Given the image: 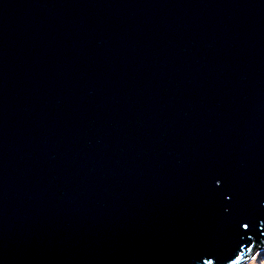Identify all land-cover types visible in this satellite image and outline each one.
I'll list each match as a JSON object with an SVG mask.
<instances>
[{
  "label": "water",
  "instance_id": "95a60500",
  "mask_svg": "<svg viewBox=\"0 0 264 264\" xmlns=\"http://www.w3.org/2000/svg\"><path fill=\"white\" fill-rule=\"evenodd\" d=\"M257 247L264 0H0V264Z\"/></svg>",
  "mask_w": 264,
  "mask_h": 264
},
{
  "label": "rangeland",
  "instance_id": "374dc122",
  "mask_svg": "<svg viewBox=\"0 0 264 264\" xmlns=\"http://www.w3.org/2000/svg\"><path fill=\"white\" fill-rule=\"evenodd\" d=\"M256 247V245H255ZM243 264H264V247H257L251 257L248 260H245Z\"/></svg>",
  "mask_w": 264,
  "mask_h": 264
},
{
  "label": "bare ground",
  "instance_id": "6f19581e",
  "mask_svg": "<svg viewBox=\"0 0 264 264\" xmlns=\"http://www.w3.org/2000/svg\"><path fill=\"white\" fill-rule=\"evenodd\" d=\"M253 253V252H252Z\"/></svg>",
  "mask_w": 264,
  "mask_h": 264
}]
</instances>
